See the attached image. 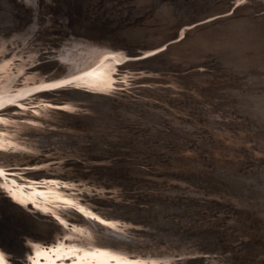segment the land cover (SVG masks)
I'll use <instances>...</instances> for the list:
<instances>
[{"label":"rangeland","instance_id":"obj_1","mask_svg":"<svg viewBox=\"0 0 264 264\" xmlns=\"http://www.w3.org/2000/svg\"><path fill=\"white\" fill-rule=\"evenodd\" d=\"M231 2L234 0H0V41L6 42L8 47H15L16 43V46L20 47H15L18 51H25L24 58L29 54L27 50L35 45V48H41L40 54L44 52L45 56L57 62L60 60L59 52L67 53L66 50L76 48L75 44H87L88 39L100 41L103 34L107 37L106 40L118 42L112 35L127 29L117 26L119 21L132 25L135 23L133 19L144 17V23L147 25L144 24L142 28L146 31L141 34L137 31L136 35L131 33L130 37L132 45L137 46L144 44L145 39L150 41L155 38H169L178 23L180 26L182 23L196 20L190 27L205 20L209 23L219 15L229 16L241 8L236 20L229 25L224 24L217 28L218 30L196 37L186 50L171 53L167 57V69H161L163 73L161 70L154 73L147 72V69L146 72L132 70L137 73L141 71V76L135 75L132 82L130 80H133V76H130L131 79L127 81L129 84L117 86L116 95H113L121 97L123 107L117 108L110 104L108 108L101 105L98 106L97 113L89 115V111L84 112L88 113L87 117L72 122L77 124L76 128L62 126L64 129H54L51 126L54 130L40 131L39 134L48 137L43 139L44 143L52 144L48 148L56 147V151L53 149L54 151L40 153L46 154L49 159L39 165L12 164L7 167V173L12 174L17 168V171L24 172L22 175L28 179L27 175L32 171L55 169L61 164L66 165L64 169L67 170L73 167L74 160H78L82 165H92L88 170L85 167V170L92 171L97 178L117 180L127 176L126 182L131 192L150 190L157 194L123 200L125 204L136 202L137 206L154 208L152 213L148 210L139 218L148 226L132 225L137 231V238L145 241L148 239L147 244L161 249L178 250L174 261L176 264H264V21L252 17L257 12H247L243 8L248 1L235 4L232 11L221 12ZM215 12L220 14L216 13L203 19L204 16ZM72 23L77 26L73 27ZM82 24L86 27L83 28ZM180 28H184V25ZM51 37L54 38L52 41ZM183 37L185 38V35L171 39L167 44L174 40L180 41ZM49 41L51 43L47 45ZM166 49L167 47H160L153 52L151 50L138 56H128L126 61L132 58L149 61ZM16 59L20 60V57ZM197 62H204L205 68L211 65L214 76L201 79L202 81L198 79L199 82L197 79L188 80L189 82L186 80L181 83L184 87L176 88H181V91H177L169 74L178 73L176 69H188ZM156 67L158 68L155 65L153 69H157ZM122 72L125 73L126 69H119V78ZM151 75L158 81H146L152 78ZM190 82H193V85ZM147 86L152 88L149 92L146 90ZM164 98L174 106L161 105L163 108H159L155 105L161 104V99ZM27 101L25 100L24 106H27ZM147 101L151 104H146L145 111L139 108ZM56 104L53 103L59 110L64 106L62 103ZM13 106L23 105L16 103ZM6 112L7 110H0V115L4 116ZM219 116L221 118H218ZM243 124H246L244 128L250 127L248 131L243 128ZM81 128L82 130H78ZM75 133L76 135H72ZM77 148L81 152L80 155ZM67 151L71 154L73 152V155L76 151V154L73 156L67 154ZM56 154H60L59 157ZM107 158L113 160L109 161ZM127 160L147 163L136 165L147 167L149 172L119 170L120 164H125L123 162ZM78 168L79 166L73 167ZM29 179L37 182L42 181L44 177ZM49 179L51 178H46ZM95 188L98 187L91 188L94 190L92 193L103 190ZM104 190L105 199L114 198L113 189ZM0 210V219L2 216L4 224L10 228H18V222H12L13 219ZM6 217L8 220L4 219ZM147 230L153 233V242L150 236L141 235ZM17 237L12 236V245H17ZM180 250H186L183 253L194 250L195 253H190L193 257L189 256V253L188 256H180ZM215 253L217 255H214ZM203 259L209 261L204 262Z\"/></svg>","mask_w":264,"mask_h":264},{"label":"bare ground","instance_id":"obj_2","mask_svg":"<svg viewBox=\"0 0 264 264\" xmlns=\"http://www.w3.org/2000/svg\"><path fill=\"white\" fill-rule=\"evenodd\" d=\"M243 1L249 2L243 7L247 10V12H257L256 14L252 15L254 19H260L264 21V0ZM239 2H241V0H234L233 3H229L228 7L221 12L229 10L232 11L234 5ZM240 9H236L235 12L233 11L234 13L229 16H227L228 14L219 15L218 18L215 17L216 19L210 21L209 23H207L204 18L219 12L204 16L203 19L205 20V22L203 21V23L201 22L194 24L191 27L189 25H191V23L195 22L196 20L182 23L180 26L178 23L176 24L174 31L169 38L166 37L165 40L155 38L154 40L150 41L148 39H145L144 44L137 46L132 45L130 37L131 33L135 34V32L140 31L141 34L146 31L142 28L145 24L144 22H146L144 21V17L133 19L135 23L132 25H130L129 22L121 23V21H119V25L117 26L126 27L127 29L121 30L112 35V37L118 39V42L106 40L107 37H105V35L103 34L100 36L102 38L100 41H91L88 39L87 44L81 42L82 46L80 45V43V46L75 44L74 47L76 48H67V53H65V51L64 53L59 52L60 60H58V62L54 61L49 56H45L44 52L40 54L39 52H42L40 50L41 48H35V45H32L33 47L31 46V48L27 50L29 54L26 56V58H24L25 51H20L21 49L18 51L17 48L19 49L20 47H17L15 42V47L17 48L12 47L11 43V47H8V44L6 42L0 41V110H7V112L4 113V116L0 115V209L5 211L11 217V219H13L11 220L12 222H18L16 223V225H18V228L7 227L4 224L3 220H1V216L0 264H167L173 263L176 260L175 256L178 255V250L176 251L175 249V251H170L168 249L169 247L167 248L168 250L161 249L158 246L147 244L146 242L148 241V239L147 241H145L137 238V231L132 227V225H141L143 227L148 226L145 221L140 220L139 218L143 217V215L141 214L147 212L148 210V212L152 213V210H154V208L139 205L137 206V204L135 205L136 202L125 204L123 200H131V198L133 197L141 198L143 195L149 196L157 194L154 192H150V190L137 191L134 193L131 192L129 190L131 188H129V184L128 182H126L127 176L124 179L117 180L115 178H97L93 173H91V169V172H86L89 167H92V165H82L78 163V160H74L73 167L79 166L78 169H73V167H71L65 170L64 168L66 165L62 166L61 164L60 167L55 169L46 167L47 169L45 170L32 171L27 176L31 178L44 177L42 181L39 180L40 182H36L33 179H31L33 180L31 181L29 177L27 179L26 176L22 175L24 172H18L19 170L17 171V168L16 172L12 174L7 173V167L12 164L39 165L47 161L49 158H47L46 154H43L50 150H55L56 147L48 148L52 144L47 143V145L46 143H44L43 139H47L48 137L45 134H39L40 131H51L62 126H67V128H69V126L70 128H76L77 124H72V122H77L76 119L87 117L88 115L86 114H88L89 112V115L91 113H97L101 105H103L101 107L105 106L108 108V105L110 104H112L113 107L117 108L123 107L121 105V97L119 98L113 96L116 95L117 86L120 87L121 85H126L128 83L127 81L131 79L129 78L130 76H133V80H130V82L134 81V76H137V74L141 76L140 73L142 70L143 72H146L145 69H147V72L154 73L155 71H159L163 68L164 70L167 69V67H165L167 57L171 53L179 52V50H186L192 45L191 43L195 40L196 37L211 33L217 28H221L220 26L224 24L229 25L232 21L236 20L238 13L241 11ZM72 24L73 27L77 26L75 23ZM182 25H184V28H180L182 27ZM82 26L83 28L86 27L83 24ZM184 35V39H181L180 41L174 40L172 43L167 44L169 40L174 38L176 39L178 36ZM53 39L54 38H52L50 41H52ZM50 41L47 42V45L51 43ZM45 47L49 48L48 46ZM160 47H167V49L155 55V58L152 60L143 61L136 60L135 58V60L133 58H130L131 60L127 59L126 61V58L128 56H138L143 53L145 54L151 50L153 52V50ZM18 56L20 57V60L16 59ZM214 62L212 63L216 64ZM203 63L198 64L197 62V64H193L191 66L192 68L190 67L188 69H176L178 73H170L169 77L172 78L170 79L174 83L175 89L179 88V86L184 87L181 83L186 80L195 81L197 79L196 81H198L199 79L200 81L201 79L211 77L214 73V70L212 71L210 69L211 65L209 66V68H205L206 64ZM155 65L158 66V68L156 67L157 69H153ZM28 66L33 67L28 68ZM195 66L197 67L195 68ZM121 68L126 69V72L123 73V70V76L120 74L121 78H119L118 71ZM185 69L187 70L185 71ZM212 69H214V66ZM132 70L141 71L140 73L139 71L137 73V71L132 72ZM172 70L173 69H171V71ZM162 73L159 72V74ZM173 76H175V78ZM151 77L152 78L146 79V81H158L157 79H153L152 75ZM173 78L176 80L174 81ZM190 83L193 85V82ZM165 84L168 85L169 83ZM174 85L172 86V88L174 87ZM148 86L146 90H148L149 92V90H151L152 88L150 89ZM140 87L142 88L143 86ZM161 88L163 89L164 87L161 86ZM180 89L176 90L179 91ZM172 93L174 94V92ZM182 95L184 94L182 93ZM175 96L177 97L176 94ZM143 99L145 100V98ZM25 100H28L27 106H24ZM60 100L61 102H59ZM136 101L139 100L136 99ZM148 101L152 102L153 100ZM148 101L146 103H142L141 107L139 108L145 111L147 108L145 107L146 104H151ZM161 102V104L155 105L159 108H163L161 105L174 106L172 102L167 100V98L161 99ZM16 103L17 105L20 104L23 106H13ZM53 103H57L56 105H58V103H62V105L64 104V106H61L65 110H62V108L60 110L58 108H55ZM113 107L111 109H113ZM243 108H245V106ZM218 118L221 117L219 116ZM236 125L238 124L236 123ZM245 125L243 124V128L245 127ZM249 128L250 127H248V129ZM78 130H82V128ZM236 130L238 131V129ZM113 131H115V129ZM239 132L240 131H238V133ZM77 133L79 134V131ZM72 135H76V133ZM109 136H111V134ZM105 137L107 136L105 135ZM53 139H51V142H53ZM104 142H106V139ZM62 151L64 152V150ZM105 151L106 150H104V152ZM77 152H80L79 149L77 150ZM67 154L71 153H68L67 151ZM80 154L81 152L79 153V155ZM59 155L56 154V156L58 157ZM71 155H73V152ZM40 156L43 157L41 158ZM101 159L99 160L101 161ZM123 163L125 164H120L119 170L129 171L131 169H134L138 170L141 173L149 172L146 169L147 167L144 168L143 166H141L142 164H147L143 161L127 160ZM139 163L141 165H136ZM113 164H115V162ZM85 167H87V170H85ZM51 171L53 173H51ZM60 171H63V173ZM46 178L51 179L46 180ZM91 186H95L103 190L106 188L113 189L114 191L112 192V194L114 193V198L105 199L103 196H105L106 190L92 193V191L94 190L91 189ZM98 188L95 189L98 190ZM130 200H128V202ZM132 201H134V199H132ZM4 219H7V217ZM152 234L153 233H149L148 230L141 233V235L147 237L150 236V238ZM15 235L16 237L18 236L17 243H15L17 244L16 246L10 243V240H14L12 239V236L15 237ZM151 239L153 242V238ZM185 251L186 250L181 251L179 255L184 256V254L187 255L189 253V256L193 257L192 255H190V253H195L194 250L183 253ZM214 255L217 254L215 253ZM203 261L208 262L209 260L203 259Z\"/></svg>","mask_w":264,"mask_h":264},{"label":"snow or ice","instance_id":"obj_3","mask_svg":"<svg viewBox=\"0 0 264 264\" xmlns=\"http://www.w3.org/2000/svg\"><path fill=\"white\" fill-rule=\"evenodd\" d=\"M241 2H243V0H241Z\"/></svg>","mask_w":264,"mask_h":264}]
</instances>
